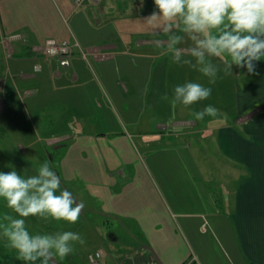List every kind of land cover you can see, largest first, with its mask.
I'll use <instances>...</instances> for the list:
<instances>
[{
  "label": "crops",
  "instance_id": "crops-1",
  "mask_svg": "<svg viewBox=\"0 0 264 264\" xmlns=\"http://www.w3.org/2000/svg\"><path fill=\"white\" fill-rule=\"evenodd\" d=\"M151 2L103 0L70 6L66 0L0 1V94L7 104L12 99L36 113L50 108L52 123L74 120L93 125L105 137H135L147 149L146 190L159 186L162 194L160 201L144 200L138 216H211L212 240L196 234L190 220L182 219L183 234L202 260L198 253L169 248L171 240L161 231V248L141 247L115 264L151 256L159 264H178L172 261L177 252L182 259L189 256L187 264H264V60L256 62L255 74L233 65L232 74L225 75L222 60L209 57L220 69L216 82L209 84L196 69L172 61L168 40L137 31L132 20L142 15L138 10L147 12ZM50 37L73 44L68 65L42 53ZM178 49L186 60L188 48ZM154 57H162L157 66ZM190 81L210 87L211 96L189 107L161 99ZM5 104L0 101V110ZM207 105L219 115L202 121L190 115ZM110 108L120 114L119 120ZM194 155L199 164L186 160ZM207 158L214 164L204 165ZM109 166L91 171L89 182L98 180L114 189L127 179L122 168L113 171ZM112 202L117 208L119 202ZM129 211L132 216L133 208ZM167 228L176 237L175 248L181 242L180 227L172 222ZM112 256L105 251L102 263Z\"/></svg>",
  "mask_w": 264,
  "mask_h": 264
},
{
  "label": "rangeland",
  "instance_id": "rangeland-1",
  "mask_svg": "<svg viewBox=\"0 0 264 264\" xmlns=\"http://www.w3.org/2000/svg\"><path fill=\"white\" fill-rule=\"evenodd\" d=\"M66 1L70 6L72 3L75 6L82 5H76L73 1L71 3L70 0ZM146 11L138 10L136 13H142V15L134 16L135 19L132 20L137 26V31L140 32L144 29L143 32L148 33V36L154 40H167V37L159 31L157 35L152 36L149 26L144 22L146 17L157 11L154 0L148 5ZM169 35H180L183 38L182 42L176 45V48L189 49L194 46V42L188 38L187 34L178 31L176 28H173ZM184 58L194 59L188 52ZM161 59L162 57H154L153 64L157 66L161 63ZM185 70L187 71V69ZM184 74L186 79L188 73L185 72ZM165 80L161 77L162 89L167 88L164 83ZM166 95L169 97L170 104L168 103V105H172L171 96L173 95L170 93H166ZM0 101L6 103L4 110H0V171L8 172L15 169L18 174L26 177L32 176L36 174L39 165L48 160L50 167L60 177L61 189H67L78 203L83 202L84 204L80 220L76 224L69 225L53 220L45 221L37 217L26 219V226L32 234L71 230L82 236L84 243L75 244L74 252L62 260L58 258L57 264H92L88 259V254L95 251H100L103 254H101V264H104L102 260L105 251L113 255L112 258L109 257L110 260L106 264H115L114 260L120 261L129 252L141 247L161 248L160 242L163 241L160 237L161 231L163 234H168L169 242L171 240L169 248L181 251L182 254L184 251H188L191 255L198 253L202 260V256L196 247L193 250L190 246V237L188 239L183 234L182 219L190 220L196 234L205 238L209 236L212 240L215 238V234H212L214 228L210 222L211 216H189L185 218L183 216H138L143 212L144 200L147 202L150 197H153L154 200L160 201L162 194L159 186H155L153 191L152 189H149V192L146 190L148 179L145 172L149 165L146 156L147 149L135 137H121L119 140L114 137H105L103 134L94 132L95 127L93 125L83 126L74 120L70 124H66L64 120H60L57 124L52 123L49 114L50 108H45V112L36 113L21 108L12 99L7 104V98L2 94H0ZM149 111L151 110L148 109ZM113 112L119 120L120 114L114 110ZM125 125L127 128L124 127V129L128 134L130 128L128 124ZM56 133V136L60 135V137L65 138L58 140L54 135ZM205 145L208 150V143ZM186 160H190L191 164H199L198 157L195 155L193 158L186 156ZM202 163L204 165L214 164V160L207 158ZM109 165L113 167V171L122 168L127 179L119 180L114 189L102 186L98 180L89 182L91 171L99 170L103 166L110 168ZM133 167L138 168L139 172L132 173ZM99 175L100 172L95 173L96 177ZM136 180L140 182L138 187L135 183ZM113 199L119 202L117 208L112 205ZM130 208L134 210L132 216H130ZM5 213H10V210L6 207L3 199H0V217ZM165 219L166 226L163 221ZM172 222L180 227L178 230L182 236L179 237L181 242L177 243L175 248L173 243L176 237L172 234V230L167 228ZM190 241L192 240L190 239ZM182 257L183 259L177 252V256H174L172 261L179 262L178 264L182 262L187 264L190 261L189 256ZM194 259H197L196 256ZM127 262H130V259L122 260L120 264ZM0 264H25L24 261L16 258L14 250L5 247L3 238H0ZM35 264H40V261L35 262Z\"/></svg>",
  "mask_w": 264,
  "mask_h": 264
},
{
  "label": "clouds",
  "instance_id": "clouds-1",
  "mask_svg": "<svg viewBox=\"0 0 264 264\" xmlns=\"http://www.w3.org/2000/svg\"><path fill=\"white\" fill-rule=\"evenodd\" d=\"M143 4V0H141ZM157 11L145 18L151 35L162 32L167 37V49L176 64H187L214 84L220 69L209 57L221 59L225 75L232 67L246 68L255 74L256 62L264 60V0H154ZM173 28L187 34L194 42L188 54L195 59L181 60L182 51L176 48L182 42L180 35H169ZM159 47V45H157ZM212 89L198 82H186L174 87L171 104L185 107L208 99ZM162 100L168 101L164 95ZM197 121L217 117L219 110L211 105L190 113ZM0 199L10 213L0 217V238L5 247L15 251L16 258L25 264H57L74 252L77 243L84 240L71 230L32 234L26 219L64 222L69 225L80 220L83 202H77L72 193L61 189V180L45 160L36 174L24 176L13 169L0 171Z\"/></svg>",
  "mask_w": 264,
  "mask_h": 264
},
{
  "label": "built area",
  "instance_id": "built-area-1",
  "mask_svg": "<svg viewBox=\"0 0 264 264\" xmlns=\"http://www.w3.org/2000/svg\"><path fill=\"white\" fill-rule=\"evenodd\" d=\"M3 1V0H0ZM76 5L83 4L84 2L99 3L102 0H72ZM43 53L47 56L57 57L59 64L68 65L72 54L73 46L71 43L63 40L59 41L55 38H47L44 42ZM88 259L92 264H101V253L95 251L88 254ZM125 264H159L152 256L142 259H130V262Z\"/></svg>",
  "mask_w": 264,
  "mask_h": 264
}]
</instances>
